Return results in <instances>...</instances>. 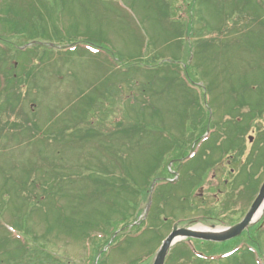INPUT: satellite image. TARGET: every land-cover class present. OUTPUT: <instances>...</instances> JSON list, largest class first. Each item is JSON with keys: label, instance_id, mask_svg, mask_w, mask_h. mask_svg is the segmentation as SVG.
Segmentation results:
<instances>
[{"label": "rangeland", "instance_id": "374dc122", "mask_svg": "<svg viewBox=\"0 0 264 264\" xmlns=\"http://www.w3.org/2000/svg\"><path fill=\"white\" fill-rule=\"evenodd\" d=\"M244 1L0 0V9L36 13L29 23L35 24V30L15 34L10 46L6 36L0 37V51L14 56L8 60L17 64L16 76L26 86L23 92L13 89V75H7L9 87L0 83V116L9 119V111L15 114L21 109L26 122L14 115V123L27 126L10 139L0 138V264H95L98 257L100 264H152L157 246L175 222L181 228L222 230L244 217L264 175L262 115L243 134L245 138L233 145L244 147L246 160L253 148L256 151L263 144L250 167L256 171L251 193L237 183L234 191L243 192L221 201L218 217L201 220L197 212H190L192 206L176 203L178 194L171 189L158 195L167 200V209L155 204L150 217L143 212L145 200L136 211L132 198L127 211L115 214V208L123 204L124 196L118 195L125 194V186H120L123 181L118 182L123 162L117 164L116 155L122 158L128 154V173L132 179L139 178L142 191L148 190L151 172L167 159L161 153L180 147L183 132L189 131L198 116L199 111L193 108L195 114L188 120L191 101L204 109L209 106L214 117L230 105L247 106L244 112L239 110L248 119L261 110L264 78L252 70L264 44H256L257 51L251 49L264 11L261 14L254 0ZM50 6L59 12L58 22L53 18L56 32L43 15ZM241 14L245 21L246 16L251 19L242 23L238 20ZM233 23L239 24L237 31L246 30L242 34L248 31L244 38H236L234 33L225 36ZM233 40L237 42L234 49L230 45ZM85 48L98 54H89ZM1 61L0 82L6 73L3 63H7L5 58ZM205 91H212L207 101L206 97L197 100ZM248 122L241 119L232 127L243 133ZM0 124L4 130L13 126L6 121ZM11 131L15 129L7 132ZM232 135L233 129L220 125L218 134L203 146L205 151L201 148V155L184 165V176L192 167L206 170L219 162V155L232 149ZM195 139L191 136L189 141ZM232 166L235 169L237 164ZM147 168L141 176L139 170ZM30 178L35 179V186ZM208 178L210 186L219 182ZM25 180L26 188V184L20 186ZM233 186L232 182L229 189ZM227 207L237 210L231 224L230 218H221ZM119 223L128 227L111 243L107 232ZM252 226L240 239L225 244L190 243L196 253L198 249L213 258L237 241H248L257 252L253 256L243 253L230 264H264V215ZM249 240L258 241L254 245ZM20 241L26 243L25 257L18 250ZM184 247H177L168 264H215L194 259L189 263ZM100 250L104 253L93 260Z\"/></svg>", "mask_w": 264, "mask_h": 264}, {"label": "trees", "instance_id": "16d2710c", "mask_svg": "<svg viewBox=\"0 0 264 264\" xmlns=\"http://www.w3.org/2000/svg\"><path fill=\"white\" fill-rule=\"evenodd\" d=\"M45 11L48 12L47 11V8H45ZM35 14H33V12H28V10H24V11L21 10V12H20V10L19 11H15L13 8H10V9L9 8H7V9H0V28L2 30L0 32V37L6 36L7 40L5 39V41L10 46V45H12V41H10V40H11V38L15 34L22 33L21 31H25V32L26 31H31L32 32V30H35L36 27H35V24H33V23L32 24H29V23H30V21H33L35 19L34 16H33ZM50 25H52V24H50ZM52 28H53V30L55 32L58 31L56 29V27L52 26ZM1 40H3V39L0 38V41ZM6 56H8V58L9 57H11V58L14 57L13 55H11L8 52H2V51H0V62H2L1 60L3 58H5ZM0 65H1V63H0ZM5 67H6V69H5L6 73H5V76H4V80L1 83H5L6 82L7 83V86L9 87V85L11 84V82L16 83V82H18L19 78L16 76L17 70H16V68H14V66L10 67V66H7L6 65ZM255 67L259 71V68L257 66H255ZM261 72L264 74V69L261 68ZM7 75H14L12 77V79H11L12 80L11 82L8 81ZM261 76H262V74H261ZM26 78H27V76H26ZM11 87L12 88H15V87H17V84H14V86H11ZM31 135H33V134H31ZM126 165L127 164H125V166H124V170L126 171V174H125L126 181H127V184H131V182H129V181H132V180H130V179H132V177L128 173V170H127V166ZM147 169H149V168H147ZM147 169L146 170H143V169L140 170V172L142 173V176L146 174ZM35 182L36 181H34V183ZM34 183H32V186H35ZM23 184H26L25 187H24ZM110 184H112V181H111ZM27 185H28V181L27 180H25V183L20 184V186H23L24 188H26ZM23 190L25 191V189H23ZM130 191L131 192L128 193V194H126V195H118L121 198L124 196L123 197V204H122V206L118 207V209L115 208V206H113L115 208V211H116V213L114 212L115 214H120V212L122 210L127 211L126 206L128 205L130 198H132V201H133L134 200V197L136 196V193L133 190L130 189ZM110 194H112V193L110 192ZM113 207H111V208H113ZM114 227L117 229L118 224H115ZM18 248H19L18 250L20 252H22V251L24 252V256L23 257H25L26 256L25 251L27 252V250H25L24 245H19ZM186 255H187V253H184V256H186Z\"/></svg>", "mask_w": 264, "mask_h": 264}, {"label": "water", "instance_id": "95a60500", "mask_svg": "<svg viewBox=\"0 0 264 264\" xmlns=\"http://www.w3.org/2000/svg\"><path fill=\"white\" fill-rule=\"evenodd\" d=\"M263 201H264V184L258 198L256 199V201L254 202L251 208V211L248 213L245 219L240 224H238L237 226L231 228L230 230L224 233L209 234V233L198 232L195 230L174 229L172 235L168 238V240L164 243L163 247L159 251L154 264H163L168 250L170 249L172 244L180 238H194V239L211 241V242H223L239 236L248 226L252 224L253 216L254 214L257 213Z\"/></svg>", "mask_w": 264, "mask_h": 264}, {"label": "bare ground", "instance_id": "6f19581e", "mask_svg": "<svg viewBox=\"0 0 264 264\" xmlns=\"http://www.w3.org/2000/svg\"><path fill=\"white\" fill-rule=\"evenodd\" d=\"M261 211L256 215V218L259 217ZM195 230H197V231H203V232H209V233H220V232H222V230H220V229L209 230V229H206V228H203V227H196Z\"/></svg>", "mask_w": 264, "mask_h": 264}, {"label": "flooded vegetation", "instance_id": "af4514ba", "mask_svg": "<svg viewBox=\"0 0 264 264\" xmlns=\"http://www.w3.org/2000/svg\"><path fill=\"white\" fill-rule=\"evenodd\" d=\"M217 170L219 171V173H221V170L219 168Z\"/></svg>", "mask_w": 264, "mask_h": 264}]
</instances>
